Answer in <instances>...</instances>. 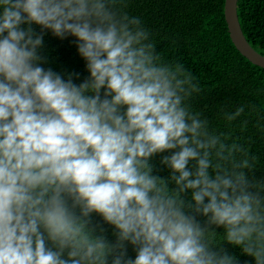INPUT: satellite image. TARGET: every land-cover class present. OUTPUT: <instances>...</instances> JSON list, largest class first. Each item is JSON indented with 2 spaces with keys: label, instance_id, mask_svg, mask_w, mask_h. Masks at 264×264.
<instances>
[{
  "label": "clouds",
  "instance_id": "9594fccd",
  "mask_svg": "<svg viewBox=\"0 0 264 264\" xmlns=\"http://www.w3.org/2000/svg\"><path fill=\"white\" fill-rule=\"evenodd\" d=\"M126 7L0 0V264H264L251 138L210 127L199 82ZM49 32L83 79L45 67Z\"/></svg>",
  "mask_w": 264,
  "mask_h": 264
},
{
  "label": "trees",
  "instance_id": "16d2710c",
  "mask_svg": "<svg viewBox=\"0 0 264 264\" xmlns=\"http://www.w3.org/2000/svg\"><path fill=\"white\" fill-rule=\"evenodd\" d=\"M125 2L124 10L141 18L160 54L168 60L182 62L199 82L202 92L192 98L193 109L209 120L212 129L231 132L244 141L250 137V151L258 157L256 175H264V69L242 56L231 42L223 15L224 0ZM236 10L244 37L264 55V0H237ZM72 40V37L60 40L46 33L45 67L61 74L79 72L83 79L87 75L84 61ZM241 105L245 106V112L235 121L224 118V113L233 112ZM244 120L248 124L242 132L240 124ZM230 251L240 255L238 249L230 248ZM240 259L252 264L251 257L241 255Z\"/></svg>",
  "mask_w": 264,
  "mask_h": 264
},
{
  "label": "water",
  "instance_id": "95a60500",
  "mask_svg": "<svg viewBox=\"0 0 264 264\" xmlns=\"http://www.w3.org/2000/svg\"><path fill=\"white\" fill-rule=\"evenodd\" d=\"M236 6L237 0H224L223 15L231 42L242 56L264 69V55L257 52L244 37L238 21Z\"/></svg>",
  "mask_w": 264,
  "mask_h": 264
}]
</instances>
